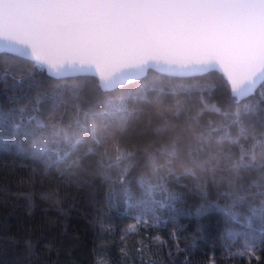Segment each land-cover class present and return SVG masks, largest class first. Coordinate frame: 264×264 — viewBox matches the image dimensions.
I'll return each instance as SVG.
<instances>
[{"label": "trees", "instance_id": "16d2710c", "mask_svg": "<svg viewBox=\"0 0 264 264\" xmlns=\"http://www.w3.org/2000/svg\"><path fill=\"white\" fill-rule=\"evenodd\" d=\"M57 84L66 86L61 88L64 100H70L74 86H81V108L88 110L100 101L96 111L103 110V101L107 98L128 93L135 96L145 85L150 89L149 100L157 95L151 89L162 87L165 107L175 105L177 100H186V107L193 115L204 108L200 101L203 95L205 102L215 105L220 112L204 109L198 118L202 129L209 125L229 124L236 109L226 79L217 71L206 76L179 78L150 70L141 80L105 92L98 87L99 81L95 77L54 79L45 69L36 68L33 61L0 55V264H96L98 257H103L108 264H210L212 260L215 264H248L246 257L233 255L241 250L243 235L233 240L227 232L259 233L264 229V220L249 210V206L258 207L264 197L248 196L235 208L239 213L238 221L232 220L221 210L232 204L231 197L221 195L230 190L227 179H221L227 177V173L218 171L214 179L206 170L211 165H205V169L197 167L193 157L205 160L209 150L193 151L189 156L190 149L196 145L187 135L177 145L178 156L154 175L152 163L143 149L147 148L157 163L164 165L167 158L158 150L168 145L175 133L154 134L160 118L155 115L153 105L129 98L130 108L143 109L140 120L132 122V127L140 131L130 129L107 141L109 148L115 144L125 151H133L135 155L130 162L108 168L107 158L101 161L100 155H90L82 161L80 168L69 169L67 165L93 145L90 139L62 163L59 170L48 168L35 157L32 139L24 136V129L43 123L49 126L48 135L52 124L61 122L62 118V123L67 126L76 115L71 103L53 113L56 102L51 99V93ZM194 85H215V88L212 91L205 88L201 92L194 89ZM258 97L259 89L241 103H252ZM20 108L25 111L19 112ZM166 115L172 118L170 112ZM172 119L177 130L188 123L184 112ZM17 124L19 129L15 127ZM229 131L235 136L238 129L233 126ZM256 131H264L259 122ZM252 142L251 139L241 140V144ZM96 151L103 152V148ZM210 151L238 155L239 148L228 142L223 145L213 142ZM109 155L115 158L114 152ZM169 167L173 170L171 174ZM125 168L128 172L125 184L121 186L119 177ZM186 168H191L195 175L186 173ZM157 176L163 179L158 181ZM141 177L145 180L143 185ZM256 179L255 172L243 175L238 181L243 186L240 189L242 195L260 191L252 184ZM149 182L162 187L149 194ZM201 190L207 193V202L220 207L197 216L196 209L205 203ZM129 195L133 206H129ZM173 195L179 199L171 200ZM145 207L153 211L145 214ZM138 217L147 223L137 224ZM133 224L137 225L136 230L128 231ZM256 254L261 259L259 262L253 260L252 264H264V250H258Z\"/></svg>", "mask_w": 264, "mask_h": 264}, {"label": "snow or ice", "instance_id": "6c2138e0", "mask_svg": "<svg viewBox=\"0 0 264 264\" xmlns=\"http://www.w3.org/2000/svg\"><path fill=\"white\" fill-rule=\"evenodd\" d=\"M0 55L34 61L36 68L46 69L54 79L98 74V87L105 92L144 77L153 68L174 76H206L223 68L236 109L229 124L221 127L209 125L202 129L199 124L198 118L204 109L220 112L215 105L206 103L203 95L200 101L204 108L193 115L186 107V100H177L175 105L165 107L162 87H153L151 90L157 95L149 100L150 89L145 85L135 96L128 93L107 98L103 101V110L96 111L100 101L88 110L81 108V86H74L70 100H64L61 88L66 86L57 84L51 93V99L56 102L53 113L71 103L76 109L73 121L65 126L61 118V122L50 126L48 135L49 126L43 123H38L35 128H25L23 134L32 139L33 155L48 168L59 170V166L89 139L93 145L72 160L67 165L69 169L80 168L82 161L90 155H100L101 161L107 158L108 168L118 167L122 162H130L135 153L115 144L109 148L107 141L130 129L140 131L132 127V122L140 120L143 109L130 108L127 103L129 98L136 99L154 106L155 115L160 118L159 126L154 129L156 136L175 133L169 144L158 150L167 158L164 165L158 164L147 148L143 149L152 163L154 175L178 156L177 145L187 135L196 145L190 149L189 156L193 151L209 150L205 160L193 157L197 167L205 169V165H211L206 170L214 179L218 171L227 173V177L221 179H227L230 190L221 195L231 197L232 204L221 210L232 220L238 221L239 213L235 208L248 196L264 197V131H256L257 122L264 128V0H0ZM105 65H110L108 70H104ZM193 88L201 92L205 88L212 91L215 85H194ZM258 89V99L241 103ZM36 102L39 103V99ZM24 111L25 108L19 109V112ZM169 112L172 118L184 112L188 123L177 130L173 119L166 115ZM233 126L238 129L235 136L229 131ZM15 127L19 129L20 125ZM250 139L251 144H241V140L247 142ZM213 142L236 145L239 153H213L210 151ZM97 148H103V152L97 153ZM110 152L115 153L114 159ZM172 171L169 167V174ZM127 172L125 168L119 177L121 186L125 184ZM185 172L195 175L191 168H186ZM252 172L258 176L252 184L260 191L242 195L240 189L243 186L238 181L244 174ZM156 178L158 181L163 179ZM140 182L145 184L143 177ZM157 187L162 185L147 183L148 193ZM201 195L205 203L196 209L195 215L202 216L220 207L207 202L206 192L201 190ZM170 199L175 201L179 197L173 195ZM129 206H133L130 195ZM249 210L264 220V199L258 207L249 206ZM152 211L147 207L144 209L145 214ZM141 222L147 223L138 217L137 224ZM136 227V224L130 225L128 231H135ZM241 235L244 237L242 248L233 255L246 257L248 264L253 260L259 262L261 257L256 253L264 250V229L259 233L227 232L233 240ZM176 248L180 250L178 241ZM121 252L127 255L124 249ZM96 264L108 262L98 257Z\"/></svg>", "mask_w": 264, "mask_h": 264}, {"label": "water", "instance_id": "95a60500", "mask_svg": "<svg viewBox=\"0 0 264 264\" xmlns=\"http://www.w3.org/2000/svg\"><path fill=\"white\" fill-rule=\"evenodd\" d=\"M34 62V61H33ZM110 67V65H105L104 66V70H108V68ZM46 70V69H45ZM150 70H154V71H156V72H158V73H161V74H164V75H167V76H174V75H169L167 72H161L159 69H156V68H153V69H150ZM149 70V71H150ZM148 71V72H149ZM214 71H217V72H219L220 74H222L223 76H224V70H223V68H220L219 70H214ZM46 72H47V70H46ZM148 74V73H147ZM87 76H92V77H95L98 81H99V75L98 74H96V75H92V74H89V75H87ZM194 76H200V75H192V76H174V77H179V78H187V77H194ZM70 77H78V76H69V77H64V78H70ZM145 77V76H144ZM144 77H141V78H139V79H137V80H134V81H129L128 83H126V84H124V85H122V86H120V87H123V86H126V85H128V84H131V83H134V82H136V81H138V80H141V79H143ZM225 77V76H224ZM64 78H60V79H64ZM226 79V78H225ZM120 87H117V88H120ZM116 88V89H117Z\"/></svg>", "mask_w": 264, "mask_h": 264}]
</instances>
